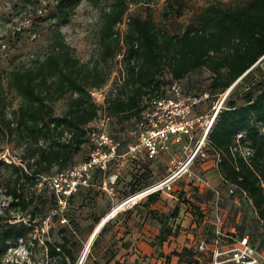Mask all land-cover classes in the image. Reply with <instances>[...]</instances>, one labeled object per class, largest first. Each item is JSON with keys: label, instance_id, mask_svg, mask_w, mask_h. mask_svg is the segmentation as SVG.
I'll list each match as a JSON object with an SVG mask.
<instances>
[{"label": "trees", "instance_id": "16d2710c", "mask_svg": "<svg viewBox=\"0 0 264 264\" xmlns=\"http://www.w3.org/2000/svg\"><path fill=\"white\" fill-rule=\"evenodd\" d=\"M82 1L57 0L52 16L57 39L51 53L43 61L36 60L31 68L8 73L6 88L15 92L21 105L13 112V118L7 119V107L0 100L2 132L18 138L22 155L18 163L0 162V180L4 172H10L6 184H0L7 201L0 212V264L9 250L27 238L35 221L45 220L49 211H57L53 214L56 217L66 216L80 196L81 187L67 199L66 208L60 213L54 194L49 198L43 191L32 194L27 186L37 187L53 170L63 174L73 167L84 147H91L88 126L98 120L101 111L118 126L133 121L144 123L152 102L167 99L175 84L183 86L188 77L202 70L211 75L208 89L204 94L193 95L194 86L188 84L183 86L187 96L199 100L207 95L216 102L236 84L207 138L209 149L220 159L217 170L223 181L222 203L224 197L244 196L257 223L264 226V79H259L256 70L264 61V0H245L237 7L213 4L181 33L159 28L151 14H130L127 0H112L101 15V60L107 64L120 57L123 75L105 97L103 106L93 100L91 90L102 88L109 74L102 75L97 68L89 69L75 59L60 33ZM89 1L97 6L102 0ZM176 5L179 9L172 4L165 6V25L182 10L181 3L177 1ZM124 23L126 31L120 34L118 27ZM63 100H68L66 110L56 116L53 106ZM116 139L119 147L124 145V141ZM246 149L251 150L248 157L244 156ZM230 186L236 189L234 196L227 194ZM159 195H149L148 203H157ZM12 211L26 214L28 220L18 222L10 216ZM179 214V207L170 216L152 214L161 225L155 238L159 246L177 241L181 229L170 221ZM199 218L206 219L201 215ZM100 222V218L95 220L96 225L100 226ZM107 224L101 227L100 234ZM241 229L242 224H238L231 230L241 238L248 236L255 247L251 232ZM54 232L52 228L50 234ZM69 232L66 227L60 228L58 241L45 242L51 264H77L75 250L79 244L71 242ZM173 257L178 258V264H201L192 248L171 253L165 264H171Z\"/></svg>", "mask_w": 264, "mask_h": 264}, {"label": "rangeland", "instance_id": "374dc122", "mask_svg": "<svg viewBox=\"0 0 264 264\" xmlns=\"http://www.w3.org/2000/svg\"><path fill=\"white\" fill-rule=\"evenodd\" d=\"M177 1L183 5L178 15L169 18L165 25L163 12L165 6L172 4L176 9ZM245 0H127L130 14L146 17L151 14L159 28H165L172 32L181 33L194 22L196 16L213 4H222L225 7H237ZM57 0H0V100L6 105L7 119L13 118V112L21 105V99L6 88L8 73L13 70L31 68L36 60L43 61L53 50L57 33L56 22L53 21L54 7ZM112 0H102L97 6L89 0L82 1L75 10L68 25L60 28V33L65 44L72 50V55L81 64L89 69L97 68L102 75L109 74L108 82L100 89H92L91 96L99 105H104L105 97L120 83L123 75L121 58L109 61L107 64L101 60V47L99 44V31L101 27V15L107 10ZM119 33L126 31V23L118 27ZM259 79H264V61L258 65ZM210 73L206 70L199 71L188 77L183 86H194V93H202L208 89ZM189 84V85H188ZM179 95L172 89L167 99L172 100L176 106L171 110L175 112L173 121L178 123L194 122L193 129L189 133H176L167 141V149L160 151L158 155H151L150 151L141 145L140 138L152 130L151 121L165 126L167 113L159 109V105L151 103V111L145 113L144 123H125L122 126L115 125V120L108 119L104 111L100 112L98 120L88 126L91 147H84L77 155L72 172H63L61 178L56 170L47 177L43 186L27 188L30 193L38 195L41 191L48 198L53 194V181L58 179L62 185L70 180L79 182L82 179L78 172L87 160L96 158L101 164L105 163V169H95L89 173L85 182L79 183L77 191L81 187L80 196L69 207L66 216L62 214L54 216L48 212L45 220L38 219L34 222L33 230L27 238L17 247L8 251L3 264H51L46 257L45 242L58 241L57 231L66 227L70 231L71 242L79 244L75 250L78 259L77 264H165V259L170 256L172 250H182L185 245H190L192 250L200 241L212 240L210 229L199 216H209L212 210L214 190H222L223 181L217 169L213 168V162L217 154L209 149L208 140L205 141L206 158L200 153L193 162L197 149L203 141L204 129L208 117L214 114L221 97L216 102L207 95L202 96L203 103L198 99L187 96L182 84H176ZM185 89V90H184ZM209 97V98H208ZM208 98V99H207ZM68 100L54 104L56 116H61L67 107ZM189 107L190 113L186 114ZM1 111V107H0ZM181 114L180 117H176ZM114 121V122H113ZM2 115L0 113V162L18 163L22 155V144L18 138L7 137ZM264 132V130H263ZM120 138L124 145L118 147L113 157H106L108 153V140ZM120 141V142H121ZM115 144H118L114 141ZM139 146L140 152L134 154L133 148ZM176 160L184 168L189 166L191 174L183 170L180 179L167 183L159 191V200L155 204H149L147 197L141 194L145 190L166 182L171 175V162ZM190 163V165H188ZM10 172H4L0 180L1 186L8 180ZM59 176V177H58ZM201 179L204 182L198 180ZM67 181V182H66ZM136 191V192H135ZM221 204L222 212L226 215V228L231 230L238 224H242L241 231L251 232L253 245L264 253V226L257 223L253 210L246 202L244 196L231 198L224 197ZM7 201L0 192V212ZM175 207L180 208V214L171 224L178 225L181 229L180 242L177 245L167 247L165 255L163 246L156 242V235L161 225L153 219L152 214L170 216ZM68 208V206H67ZM198 208V209H196ZM68 209V210H69ZM26 214L12 211L10 216L18 222L28 220ZM101 219L107 227L105 231L96 235L90 243L91 237L99 224L95 220ZM65 220V221H64ZM72 220L73 223L70 221ZM44 222L50 227L48 233H43ZM204 222V223H203ZM55 232L50 234V230ZM194 236V242L187 239V235ZM146 244L145 252L140 248ZM141 244V245H140ZM171 245V244H170ZM187 248V247H185ZM86 252V253H85ZM171 264H178L174 261Z\"/></svg>", "mask_w": 264, "mask_h": 264}, {"label": "built area", "instance_id": "2783aa9c", "mask_svg": "<svg viewBox=\"0 0 264 264\" xmlns=\"http://www.w3.org/2000/svg\"><path fill=\"white\" fill-rule=\"evenodd\" d=\"M172 90L179 95V88L175 84L172 87ZM230 94V90L226 93H224L221 97V101L219 105L215 108L214 114L210 117H208L206 122V128L204 129V137L203 141L200 144L199 148L197 149L195 156L190 161L193 162L195 157L200 153L204 158H206L205 152L203 151L205 147V141L208 138V134L211 130V128L214 125V122L223 108V105L228 98ZM203 99L200 98L199 101H202ZM154 105H159V109L164 110V113H167L166 117L169 118V121L166 120L165 126H160L157 123H154L151 121L152 130H150L147 134H143L140 138L141 145L147 148L151 155H158L160 151H165L167 149L166 141L167 139L176 133H189L190 129H193V126L195 125L194 122H183L174 123L173 116L175 115V112L171 109L176 106V104L172 100L164 99L153 102ZM190 106H188L186 110V114L190 113L189 109ZM181 114H177L176 117H180ZM241 137V136H239ZM107 140L109 142L108 146V156L105 154L106 157H113L119 147V144H115L113 139H110L107 137ZM208 140V139H207ZM134 154L137 152H140L139 146H136L133 148ZM251 155V150L246 149L244 151V156L248 157ZM190 163L188 165H190ZM220 163L219 157H216V159L213 162V168L218 169ZM105 163L101 164L100 161L96 158H91L85 162L81 168L79 169V176L82 179H79V182L75 180H70L66 185H62L61 182H59L58 179H54L53 181V191L55 192L58 204H59V212H63V210L66 208V201L69 199L71 195L77 192V189L79 187V183L85 182L87 177L89 176V173L94 172L95 169L104 170L105 169ZM184 166H180L179 163L176 160H173L171 162V175L168 177L166 182L158 184L154 186L153 188H150L148 190H145L142 192V197H148L149 195L153 193H157L160 190L163 189V187L174 180L180 179L183 175V170H186L187 174H191L189 170V166L184 168ZM76 169H71L66 171L72 172ZM65 172V173H66ZM65 174H60L61 178L64 177ZM59 177V176H58ZM49 177H43L39 183L38 186H43V183H46ZM63 180V179H62ZM199 182H202L201 179L198 180ZM67 182V181H66ZM201 186H204V182H202ZM228 196H234L235 195V188L230 186L227 187ZM213 201L211 202V213L209 216H205V224L210 227V231L212 233V240L209 241V243L205 240L200 241L195 247V254L196 258L201 262V264H264V253L260 252L257 248L253 247L250 244V239L248 236L239 237L234 230H228L226 225V215L224 212H222L221 204H222V190H214L213 192ZM53 214H57V211H54ZM65 221V220H64ZM50 227L47 225L46 222H44L43 226V233H48Z\"/></svg>", "mask_w": 264, "mask_h": 264}, {"label": "crops", "instance_id": "0c3cea01", "mask_svg": "<svg viewBox=\"0 0 264 264\" xmlns=\"http://www.w3.org/2000/svg\"><path fill=\"white\" fill-rule=\"evenodd\" d=\"M160 230V229H159ZM159 230H158V233H157V235L156 236H158V234H159ZM180 238H181V231H180V235H179V237H178V239H177V241L176 242H174V243H172L171 245L170 244H164L163 245V249H164V253H165V255H168L169 253H171V252H166V249H167V247H171V246H175V245H177V242L179 243L180 242ZM187 239H189L190 240V244H191V242H194L195 240V238H194V236L192 235V234H189V235H187ZM142 244H143V247L142 246H140V248L142 249V250H144L146 253L147 252H149V248H150V246L148 247V249H146V244L145 243H143L142 242ZM141 245V244H140ZM185 247H187V248H191V246L190 245H185ZM184 247V248H185ZM151 249V248H150ZM183 249V248H182ZM152 250V249H151ZM175 252V250H172V252ZM181 250H176V252H180ZM174 261H176V262H178V258H176V257H173L172 258V262H174Z\"/></svg>", "mask_w": 264, "mask_h": 264}, {"label": "bare ground", "instance_id": "6f19581e", "mask_svg": "<svg viewBox=\"0 0 264 264\" xmlns=\"http://www.w3.org/2000/svg\"><path fill=\"white\" fill-rule=\"evenodd\" d=\"M104 225V223L102 222V224H101V227ZM100 227V226H99ZM98 227V228H99ZM101 227L98 229V230H96L97 232H96V234L99 232V230L101 229ZM96 234L94 235V237L96 236ZM94 237H92L91 238V241H90V243L94 240Z\"/></svg>", "mask_w": 264, "mask_h": 264}, {"label": "water", "instance_id": "95a60500", "mask_svg": "<svg viewBox=\"0 0 264 264\" xmlns=\"http://www.w3.org/2000/svg\"><path fill=\"white\" fill-rule=\"evenodd\" d=\"M235 85H236V84H235ZM235 85L230 89V91L235 87ZM100 227H101V225H100ZM100 227H99V228H100ZM99 228H98V229H99ZM98 229H97V230H98ZM96 232H97V231L95 230V232L93 233V237H94V235L96 234ZM85 253H86V252H85Z\"/></svg>", "mask_w": 264, "mask_h": 264}]
</instances>
